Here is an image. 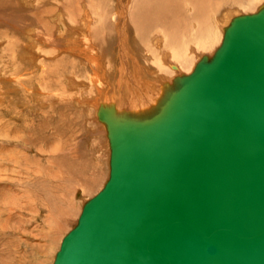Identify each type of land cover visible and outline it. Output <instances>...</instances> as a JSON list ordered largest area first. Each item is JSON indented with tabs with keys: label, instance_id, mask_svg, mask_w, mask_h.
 <instances>
[{
	"label": "water",
	"instance_id": "1",
	"mask_svg": "<svg viewBox=\"0 0 264 264\" xmlns=\"http://www.w3.org/2000/svg\"><path fill=\"white\" fill-rule=\"evenodd\" d=\"M109 145L108 178L52 264H264V8Z\"/></svg>",
	"mask_w": 264,
	"mask_h": 264
},
{
	"label": "rangeland",
	"instance_id": "2",
	"mask_svg": "<svg viewBox=\"0 0 264 264\" xmlns=\"http://www.w3.org/2000/svg\"><path fill=\"white\" fill-rule=\"evenodd\" d=\"M72 1L0 0V129H2L0 133L4 131V128H6L5 126H7L10 127V129H6H8L13 136L11 139L12 144H9L8 140H4L0 135V140L6 142V145L2 148L0 147V154L3 157L15 160L14 167L16 169L14 174L8 176L10 181L7 179L6 181H3V179L0 181V264H52L61 239L75 226L83 204L103 187L108 178L109 146L106 132L102 124L96 119L97 106L94 105H103L105 102L102 97L96 96L95 93L92 92V89H87L85 84L74 86L70 81L72 78V81L74 79L81 83L83 79V82L87 84V78H82V75H78L79 77L74 76L75 74H71L72 77H70L64 74L61 69L59 70L61 67L60 65H62V63L60 64V60L63 59L62 57L74 58L81 63L82 60L77 57L73 51L71 54L66 52V50L70 48L68 46L74 45L73 43H69L71 45L64 44L71 41L65 39V36H63L64 38L59 36V25H57L58 18L56 17L59 13L64 20L67 19L65 22H67L69 26L74 25L73 27L77 28L81 26L76 21L79 20L86 10L90 11L89 13L92 16L98 17L99 15L105 16L107 14L106 8H108V12H110V16L113 18L117 17V10L114 12L115 15H113L111 7L109 8L107 4L102 5L99 0ZM113 1L115 2V0ZM263 4L264 0H255L249 4H240V6H238L244 8L243 12L246 14L245 12H249L252 8L255 9ZM55 10L58 11L55 17H49L48 13L50 14L51 11V13L54 14ZM236 10V13L231 15L232 17L242 14L241 10ZM70 14L73 17L70 16ZM40 17H43L42 19L45 22L51 24L50 26L52 29L49 27L45 28L38 23L39 19L36 18ZM70 18L73 22L69 20ZM34 40L39 46L33 44ZM79 42V44L77 43V47L82 49V46H84V44H82V38ZM105 48L106 46H104L102 50L107 54V48ZM38 49L44 50L47 53L46 55H48L47 58L43 59L45 54L42 52L40 54ZM137 49L141 54L140 48ZM15 55L16 57L14 59ZM198 56L200 55L198 54ZM107 58L111 57L108 56ZM25 61H27L28 64ZM40 61H45V63L55 67L52 68L53 72L54 70L57 71L54 72V74L56 73L55 76L52 75L50 77L52 78L54 76V80L59 77L58 80L56 79L57 82L55 83H58L59 86L56 88L57 96L55 92L52 93L54 95L52 97V94H50L51 96L44 95L43 91L36 92L30 89V85H33V82H27L28 76L30 73L32 76L33 73L36 75L41 74L42 67ZM54 61L56 63L59 61V65L57 66ZM195 61L197 62V59H195ZM19 63L25 68H23L20 75L17 76V65L14 67V64ZM31 65H33V70H31ZM30 66L31 68H29ZM35 68L37 69L35 70ZM165 69L167 74H165V71L160 72V74H158V79L162 81L166 80L167 82L165 83L170 84L171 77L168 72L170 73L172 70L168 68ZM58 72L59 75H57ZM84 88H86L85 91ZM78 89H81L82 92H86V94L87 92L91 93V98L87 100L91 105L86 103L85 106H78V104L69 103L71 99L70 92L77 95L80 91L79 94H81V90L77 91ZM61 94L64 97L63 99H61ZM143 94L144 96L139 95L138 99L146 103L147 95H145L144 92ZM141 97L144 99L142 100ZM97 98H99V100ZM86 99L87 97L83 100L85 101ZM101 99L104 102L103 104ZM75 100L76 98L74 101ZM22 102H25L27 106L23 107ZM106 104L110 103L106 102ZM16 107L18 109H16ZM59 117L62 118L59 119ZM58 122H60V124H58ZM70 124H72V128ZM61 127L64 128V130ZM69 128L70 130L68 131ZM59 129H61V131ZM64 131L67 132L65 133ZM54 132L58 133L57 136H54ZM47 138L49 139L47 140ZM44 140L47 141L45 142ZM53 145L58 147H54ZM41 148L47 151L51 150L52 154L55 153L57 156L54 155L53 158H44L31 152V150L41 151ZM64 149H66V151ZM69 149H73L72 153L77 156L75 157V155H73L74 158L72 157L71 159V156L62 158L59 153H57L60 151L64 154ZM75 151L77 152L74 153ZM78 156L80 159L77 158ZM56 157L57 160H55ZM58 159L61 160L59 161ZM65 161L67 162L66 165ZM56 162L59 163V165ZM75 164L76 166H74ZM70 173L74 174H71V180L67 182L65 176ZM78 174H84V178ZM57 178L65 180V186L67 188L66 191L62 193L65 203L62 205L64 209L61 212H55L52 208L56 203L53 194L49 191L52 190V187L48 190L47 188H43V185L46 187L49 186V184L47 185V183L43 181L54 183L57 181ZM75 178L76 180H84L81 183V181H76ZM89 178L98 179L91 180ZM53 186L56 188V185ZM71 191H73L72 196H69ZM69 197L71 201H69ZM43 205L52 208L50 216L46 211H38ZM56 210H58V208ZM58 213L61 217L57 215ZM62 220L65 222H61ZM6 226L8 227L6 228ZM56 229L59 231H56Z\"/></svg>",
	"mask_w": 264,
	"mask_h": 264
},
{
	"label": "bare ground",
	"instance_id": "3",
	"mask_svg": "<svg viewBox=\"0 0 264 264\" xmlns=\"http://www.w3.org/2000/svg\"><path fill=\"white\" fill-rule=\"evenodd\" d=\"M254 1L255 0H115L114 2L113 0H99L102 5L107 4L109 8L111 7L113 15H115L114 12L117 10V17L113 18L112 16H110L111 14L110 12H108V8H106L107 14L105 16L99 15L98 17L94 15L92 16L89 13L90 11L86 10L85 12H83L79 20L76 21L81 26L77 28H74V25L69 26V24L65 22V20L67 19L64 20L62 16L59 15L57 10H55L54 14L51 13V11L50 14L48 13L49 17H55V14L58 13V16L56 17L58 18L57 25H59L58 34L61 37L65 36V39L71 41L64 44L73 43L74 45L68 46L74 49L69 48V50L67 49L66 52L71 54V52L73 51L74 54H76L77 57L82 60L81 63L79 60L76 61L74 58H66V56L62 57L63 59L60 60V64L62 63V65L60 66L62 68L60 67L59 70L61 69L64 74H67L70 77H72L71 74H75L74 76L82 75V78H87V84L83 82V79L81 83L80 81H76L74 79L72 81V78L70 81L74 86H77L78 84H85L87 89H92V92L95 93L96 96L102 97L105 102V104H103L104 102L101 99L103 105H94L97 106L96 119L99 123L102 124V127L106 132V138L109 146V155V131L112 126H120L123 124L134 122H148L154 117L160 115L167 102L169 101V98L180 87L182 79L189 76L200 61L208 62L211 60L215 51L221 45L224 33L232 23L233 19L240 16L256 14L259 10L264 8L263 4L260 6L261 8H252V10H250L249 12H245L246 14H244V8L239 7L240 4H249ZM236 9L241 10L242 14H238L232 17L231 15L236 13ZM70 16L72 15L70 14ZM42 18L43 17L36 18L39 19L38 23H40L45 28H51V24L45 22ZM69 20L71 21V18ZM81 38L82 44H84V46H82L83 48L80 47L82 49H79L77 47V43H80L79 41L81 40ZM33 44L39 46L36 44L35 40L33 41ZM104 46H106L107 48V54H105V51L102 50ZM137 48H140L141 54L139 53ZM38 52L40 54L41 52L45 54V57L43 59L47 58L48 55H46L47 53L44 50L38 49ZM198 54L200 56H198ZM107 55L111 58H107ZM15 57L16 55L14 56V59ZM195 59H197V62L195 61ZM25 62L27 63V61ZM58 62H55L57 66L59 65ZM16 65V75L19 76L20 72L25 67L20 63L14 64V67H16ZM40 65L42 67L41 74L36 75L33 73L32 76V74L30 73V75L28 76L27 82H33V85H30V89H33L36 92L43 91L44 95H50L54 92L56 93V88H58L59 86L58 83L55 84L57 82V78L54 80V76L56 75V73L54 74V72L56 70H54L53 72L52 68L55 67L50 66L48 63H45V61H40ZM47 65L50 67H48ZM31 66V70H33V65ZM31 66L29 68H31ZM165 68L172 70V72H168L171 77V82L169 81L170 84L165 83L167 82L166 80L162 81L158 79V74H160V72L165 71V74H167ZM36 69L37 68H35V70ZM52 75H54L52 77L53 79L50 78ZM57 75H59V72L57 73ZM86 88H84V91ZM79 90L81 89H78L77 91ZM143 92L145 93V95H147L146 103L138 99L139 95L144 96ZM79 93L76 95L73 94V92H70L71 99L69 103H75V105L78 104V106H85L86 103L90 104V102L87 100L91 98V93L87 92L86 94V92H82V90L81 94ZM53 96L54 95L52 94V97ZM85 97H87V99L84 101L83 99ZM63 98L64 97L62 95L61 99ZM75 98L76 100L74 101ZM97 99L99 100V98ZM106 102H109L110 104H106ZM22 106L25 107L27 105L25 104V102H22ZM16 109L18 108L16 107ZM87 109L89 110L88 106ZM62 117H59V119ZM58 124H60V122H58ZM70 126L72 128V124H70ZM5 127L10 129V127ZM6 128H4V131H2L0 135L4 140H8L9 144H12L11 139L13 138V136ZM62 129L64 130V128ZM59 130L61 131V129ZM69 130L70 128L68 129V131ZM57 134L58 133L54 132V136H57ZM48 139L49 138H47V140ZM0 141V147L2 148L4 145H6V142L3 140ZM64 150L66 151V149ZM72 150L69 149L64 154L60 151L57 152V150L56 152L59 153L62 158L71 156V159L73 155H75V157L77 156L76 154L72 153ZM31 152H34L37 156L44 158H53L55 155V153L52 154L51 150L47 151L43 148H41V151L31 150ZM76 152L77 151H75L74 153ZM55 156H57V154ZM77 158H79V156ZM55 160H57V157L55 158ZM14 163L15 160L8 157H3L0 154V181L2 179L3 181H6V179L10 181V178L8 176H11L16 171ZM59 163L57 164L59 165ZM66 164L67 162L65 161V165ZM74 166H76V164ZM71 174L74 173L66 174L65 178L67 182L68 180H71ZM78 175L83 176L84 174ZM95 179L97 180L98 178H93L91 180ZM56 180L57 181H55L54 183L43 181L47 183V185L49 184V186L47 187L43 185V188H47L48 190L52 187V190L49 191L53 194L54 199L56 200V203L52 206V208L55 212H61L64 209L62 205L63 203H65L62 197V193H64L67 189L65 186L66 181L60 178H57ZM83 180L84 179H80L78 181H81L82 183ZM53 185H56V188ZM72 192L73 191L69 193V196H72ZM69 201H71L70 197ZM52 208L43 205L38 211H46L50 216L52 213ZM57 208L58 210H56ZM59 213L57 214L58 216L61 215V213L60 215ZM61 222L65 221L62 220ZM7 227L8 226H6V228ZM56 231L59 230L56 229Z\"/></svg>",
	"mask_w": 264,
	"mask_h": 264
}]
</instances>
